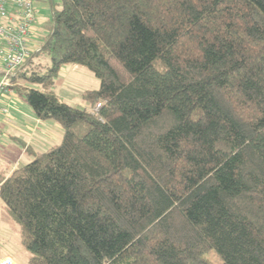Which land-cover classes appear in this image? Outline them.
I'll use <instances>...</instances> for the list:
<instances>
[{
  "label": "trees",
  "instance_id": "obj_1",
  "mask_svg": "<svg viewBox=\"0 0 264 264\" xmlns=\"http://www.w3.org/2000/svg\"><path fill=\"white\" fill-rule=\"evenodd\" d=\"M50 3L12 89L63 138L0 179L29 264H264V0Z\"/></svg>",
  "mask_w": 264,
  "mask_h": 264
},
{
  "label": "rangeland",
  "instance_id": "obj_2",
  "mask_svg": "<svg viewBox=\"0 0 264 264\" xmlns=\"http://www.w3.org/2000/svg\"><path fill=\"white\" fill-rule=\"evenodd\" d=\"M35 4L37 20L33 27L29 42L32 48L38 49L42 46L46 36L52 29L53 14L50 0H36ZM55 5L59 8V0H55ZM99 85L100 81L88 69L78 65L68 64L61 68L52 90L64 101L68 100L69 104L74 107L89 108V105L82 100V95L87 91L98 89ZM15 94L18 97L19 103L31 113H34L26 102L25 97L17 92ZM90 109L92 111L93 108L91 107ZM52 121V123L57 124L56 121ZM59 127L61 131H63L60 125ZM61 141L62 138H54L50 143L38 147H35L34 144L27 143L25 139L22 144L15 142L14 145L18 150L16 153H12V165L13 162H15L20 168L47 153L49 150L59 145ZM30 145H32L30 148L31 150L34 148L35 154L27 152ZM8 168L10 167H7L5 170L7 171ZM1 172H4V170H1ZM5 255L11 256L18 264H29L32 257V253L22 243L21 226L6 212L4 203L0 199V256L3 257ZM204 258L211 264H221L222 262L215 251L207 253ZM2 264L13 263L11 259L7 258L2 260Z\"/></svg>",
  "mask_w": 264,
  "mask_h": 264
},
{
  "label": "built area",
  "instance_id": "obj_3",
  "mask_svg": "<svg viewBox=\"0 0 264 264\" xmlns=\"http://www.w3.org/2000/svg\"><path fill=\"white\" fill-rule=\"evenodd\" d=\"M35 2L0 0V109L12 91L14 78L37 50L29 42L37 20ZM101 106L98 103L92 112L97 114Z\"/></svg>",
  "mask_w": 264,
  "mask_h": 264
},
{
  "label": "crops",
  "instance_id": "obj_4",
  "mask_svg": "<svg viewBox=\"0 0 264 264\" xmlns=\"http://www.w3.org/2000/svg\"><path fill=\"white\" fill-rule=\"evenodd\" d=\"M15 93L16 91L12 89L0 109V179H6L15 169L19 168L15 162L12 165L11 160L12 153L18 150L14 145L15 142L22 144L25 139L27 143L38 147L50 143L54 138H63V131L57 125L58 123H52V120H39L34 113L19 103ZM2 109L7 112H3ZM31 147L32 145L27 152L35 154L34 148L31 150ZM7 167L10 168L6 171ZM7 258L11 259L13 264H18L9 255L0 256V262L2 263V260Z\"/></svg>",
  "mask_w": 264,
  "mask_h": 264
},
{
  "label": "bare ground",
  "instance_id": "obj_5",
  "mask_svg": "<svg viewBox=\"0 0 264 264\" xmlns=\"http://www.w3.org/2000/svg\"><path fill=\"white\" fill-rule=\"evenodd\" d=\"M13 84V83H12ZM13 86V85H12Z\"/></svg>",
  "mask_w": 264,
  "mask_h": 264
}]
</instances>
